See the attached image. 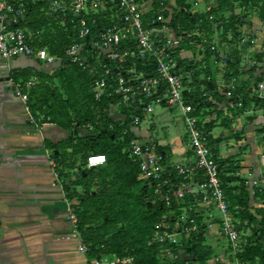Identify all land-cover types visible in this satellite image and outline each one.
I'll use <instances>...</instances> for the list:
<instances>
[{
    "label": "built area",
    "instance_id": "built-area-1",
    "mask_svg": "<svg viewBox=\"0 0 264 264\" xmlns=\"http://www.w3.org/2000/svg\"><path fill=\"white\" fill-rule=\"evenodd\" d=\"M197 3V0H192ZM204 13L213 24V40L210 50L217 52V37L223 33L221 12H215L217 0H205ZM173 4L168 0H48L45 14H63L69 11L78 17L75 25L76 40L65 49V57L69 62L83 64L86 62L82 52H87L86 39L91 33L88 23L90 13L107 15L110 23L99 31L96 38L89 40V51L96 59L102 58L109 64L115 63L114 71L109 64H103V74L91 83V91L95 99L113 94L119 97L117 104L129 113L130 123L137 128L144 114L152 113L154 105L162 108H178L186 129V146L192 152L193 159L183 158L172 161L167 151L156 142L146 141L137 135L130 138L128 154L138 164L137 179L145 187L146 197L153 202L160 200L167 210L155 223L151 244L158 245V256L161 260L174 261L180 258L181 250L188 256L187 264H196L183 249L185 240L200 241L206 245L204 238L218 239L220 236L228 241L229 250L235 257V264H248L238 259L237 254L243 249L247 237L257 226L249 219L236 216L239 206L233 208L226 200L220 180V162L214 153L210 131L206 127L208 120L204 106L208 93H203L201 108L196 109L189 99H193L190 88L192 72L183 68L187 61H197L201 58L197 45L195 51H180L175 49L183 42V36L177 35L169 25L170 12ZM169 15H165L164 11ZM26 13L23 0L11 2L0 0V56L10 59L17 56L35 57L43 62H53L61 57L54 56L46 48H36L32 45L31 35L25 28L17 24ZM225 16V13H222ZM225 18H227L225 16ZM96 23L95 17L91 24ZM247 33L246 40L250 38ZM242 37L241 40H244ZM214 53V54H215ZM200 57V58H198ZM183 62V63H182ZM151 64L153 72L145 73L137 69V64ZM260 69L254 82V94L264 99V59L258 64ZM204 79L203 76L200 77ZM208 79L206 78V82ZM39 77L33 76L24 83L14 85L18 96L29 114L33 124L38 122L31 114L28 105V93L25 89L39 83ZM226 98H234L237 89V79L232 77L228 83L216 86ZM205 88V87H204ZM234 104L241 107V99L236 95ZM137 110V111H135ZM106 162L103 153H90L86 156L85 167H98ZM264 163V154L260 157V165ZM52 165V160L50 161ZM264 165V164H263ZM58 173L54 177L58 182ZM248 185L264 188V169H260L259 178L246 180ZM259 186V187H260ZM216 208L218 213L213 212ZM66 220L71 224V234L65 239L76 237L77 251L86 256L88 246L78 233V218L73 206L69 203ZM209 246V245H208ZM230 261L231 258L227 257ZM132 256L103 255L100 258L88 259V264H128ZM181 259V258H180ZM228 260H206V264H228ZM220 261V262H219Z\"/></svg>",
    "mask_w": 264,
    "mask_h": 264
},
{
    "label": "trees",
    "instance_id": "trees-1",
    "mask_svg": "<svg viewBox=\"0 0 264 264\" xmlns=\"http://www.w3.org/2000/svg\"><path fill=\"white\" fill-rule=\"evenodd\" d=\"M47 1L23 0L26 6L25 16L13 26L25 28L27 35L32 37L34 47H44L50 54L61 57L60 67L52 74L42 70L35 72V75L40 79H47V82H39L28 89V105L32 116L38 122H53L67 129L83 125L84 128H90L85 135H79L75 131L70 138L56 143L47 142L51 148L50 155L59 165L62 164L65 154H68V148L71 149L70 153L81 155L74 172L62 173L61 170L59 175L66 198L69 201L75 200L73 208L78 218L77 229L82 241L88 246L87 258L114 254L132 256L133 259L128 264H187L180 258L174 261L161 260L158 256V245L150 243L154 225L167 207L160 200L153 202L148 199L145 187L137 179L138 164L128 154L129 141L134 136L129 130V113L121 106L126 113V119L123 123L112 121L108 109L111 104H117L119 97L115 94L104 95L97 100L91 91L93 80L103 74V64L109 63L102 58L97 60L95 54L89 51V40L96 38L102 27L110 23L108 16L101 15L100 12L90 13L88 23L91 25V33L86 39L88 50L82 52L86 62L73 63L65 57V49L77 38L75 25L78 17L69 11L64 16L59 13L46 15ZM192 2L174 0L169 25L175 34L183 36V42L174 50L175 54L180 51H195L197 45L202 47L199 49V60L182 62L183 68L192 72L190 87L193 99L189 100L199 109L203 105L201 102L205 92L213 95L216 105L228 98L216 86L212 88L206 84L205 88H200L204 84L199 80L201 76L204 80L209 78V84L214 82V69L208 64L215 53L210 50L214 28L204 13L192 11ZM154 3L158 5V0H154ZM263 3L264 0H217L215 12H221L223 32L240 21L231 12L234 5L259 6ZM228 11L231 14L225 18L222 13ZM164 13L169 15L166 10ZM92 17L96 19L94 24H91ZM215 59L223 58L216 54ZM224 61L229 66L224 75L225 80L237 78L240 69L235 50ZM109 65L113 72L115 63L111 62ZM137 69L147 74L153 72L151 64L138 63ZM31 75L30 72L22 70L15 73L14 78L24 83ZM249 92L251 91L238 86L233 100L239 95L243 110L251 103L264 104V99L255 94L249 96ZM211 123L206 126H211ZM123 135L125 139L121 140ZM214 141L218 139L211 142ZM159 150L166 151L165 147H159ZM213 150L216 154V149ZM90 153L105 154V164L86 168V156ZM219 162L222 188L233 212L234 207L239 206L236 216L243 220L249 219L257 225L253 227V233L247 237V242L237 257L248 264H264V204L257 208L251 205L253 200L264 197V188L253 185L248 190L243 182L234 184L238 178L232 172L239 165L230 162L229 158L220 159ZM194 237L192 236L191 242L184 241L183 249L191 259L206 264L212 248L202 245L200 241H193Z\"/></svg>",
    "mask_w": 264,
    "mask_h": 264
},
{
    "label": "crops",
    "instance_id": "crops-1",
    "mask_svg": "<svg viewBox=\"0 0 264 264\" xmlns=\"http://www.w3.org/2000/svg\"><path fill=\"white\" fill-rule=\"evenodd\" d=\"M168 1L170 4L174 3V0ZM197 1L191 3L192 10L202 12L205 0ZM201 3L203 9L199 7ZM234 12L237 13L238 10L234 9ZM260 23L258 17L253 19L252 32H249L252 42L246 40V36L243 35L241 37H245L244 40L237 41L232 47L225 43L223 49L216 52L223 58L216 63L221 64L219 71L215 74L214 82L209 84L207 78L208 80L201 84V89L206 87V84L212 87L231 80L224 78L229 69L224 58L235 50L238 59L239 55L242 56V60H239L240 74L236 78L237 87L251 91L248 93L249 96L254 94V82L260 70L258 64L264 59V26ZM227 37H230V33ZM253 62H256L257 67L252 64ZM58 67H60L58 59L43 62L28 56H17L7 60L0 56V264H88L87 256L77 251L78 242L65 239L71 231V225L66 220L70 201L65 196L62 181L54 180L49 164L51 148L47 142L56 143L70 138L77 128L79 135H85L90 128H84L83 125L67 129L53 122L33 124L22 100L14 92V85L21 83L15 80V73L26 70L32 74L29 78L31 79L37 76L36 71L42 70L52 74ZM39 80L47 82V79ZM28 89L25 90L28 92ZM207 93L209 97L203 111L208 118L206 123L212 122L211 126H206L212 141L218 139L212 142L216 155L221 159H227L234 153L227 151L228 146H231V151L247 147L258 155L260 151L258 146H264L260 133L261 131L264 135V104L251 103L243 110L234 104L232 98H228L216 105L213 95ZM108 113L115 122L124 121L127 117L120 105L110 106ZM129 128L135 130L136 135L143 140L148 136L147 130L134 128L130 121ZM233 133L235 137H231ZM184 140L185 145L182 143L183 139L179 141L151 139L162 147H168L166 151L173 162L183 158L193 159L192 152L186 146V139ZM67 151L71 149L68 148ZM261 155L254 160L251 154L244 156L241 162L248 165V168L243 169L247 173L245 181L259 178ZM251 161L256 168L248 176V170L252 167ZM242 171L238 173L236 169L232 174L242 175ZM252 186L248 184L247 189L250 190Z\"/></svg>",
    "mask_w": 264,
    "mask_h": 264
},
{
    "label": "rangeland",
    "instance_id": "rangeland-1",
    "mask_svg": "<svg viewBox=\"0 0 264 264\" xmlns=\"http://www.w3.org/2000/svg\"><path fill=\"white\" fill-rule=\"evenodd\" d=\"M199 7L203 9V4L201 3ZM234 9H237L238 12L235 13ZM231 12L235 16H238L240 21H238L236 25L235 24L232 25L231 28H228L225 33L223 32L224 34L222 33L221 35L218 36V38L216 39L217 40L216 42L217 51L222 50L223 45L225 43H227L228 46L232 47V45L236 44L237 41H241L242 39L241 36L246 35L249 32H252L253 19L255 17H258L261 20L260 24L264 26V3L262 5L259 4V6H254V5L239 6L238 4H236L234 5L233 10ZM230 14L231 13L228 11L226 12L225 16L229 17ZM229 33H230V37H227V34L229 35ZM245 43H247V41H245ZM215 57H216V53L213 54V57L209 59V62H208L211 69L212 70L214 69V72H213L214 76L219 71V68L221 66V64L216 65V63H219L220 60L215 59ZM239 60H242V56L240 55H239ZM252 64L255 65V67H257L256 62H253ZM120 122L123 123V121H120ZM138 128L147 130L148 136L146 137V139H144L146 141H151V139L160 140V141L163 139H165L166 141L175 139L176 141H179L183 139L182 143L183 145H185L184 139L187 140L186 129L182 121L181 112L177 107L166 109V108L159 107L158 105H154V110L152 113L144 114L143 111H141V120L139 122V125L137 126V129ZM149 128L151 130H149ZM129 130L133 133V135H136L135 130H133L132 128H129ZM260 133L262 135L261 137L263 138L262 140H264V135L262 134L263 132L260 131ZM235 136L236 135L233 133L231 137H235ZM124 139H125V136L123 135L121 137V140H124ZM239 149H243V150H239ZM239 149L235 148L234 151H231V146L227 147V151L229 150V153L234 152V153H231L232 155H230L228 158H229V161L232 162L233 164L239 165L237 169L238 173L242 171L243 169L248 168L247 163L241 162L244 160L245 155L251 154L252 156L251 158L252 160H254L259 156V154L260 155L264 154V146H258V149H260V151L258 152L259 153L258 155L256 154V152L252 153L251 150L248 149L247 147L239 148ZM165 150H168V147L165 146ZM80 158H81V155L79 153H70V151H68V154H65V156L63 157L62 164L59 165L56 159H54L50 155L49 164H50V161L52 160L53 164L52 165L50 164V166L52 168L53 176H54V173L59 174V171L61 170H62V173L68 172L70 174L71 172H74V170L76 169V164L80 161ZM252 162L253 161H251V165H252ZM263 164L261 165L262 169H264ZM254 168H256V166L252 165V167L248 170L249 171L248 176H250ZM241 173L242 175H237V178H238L236 180L237 182H234V183L238 184L239 182H243V184L247 186V184L245 183V178H244L245 176L247 177V173L245 172V170H243ZM54 180L56 181V179ZM58 180H62L60 175H58ZM255 201H256L255 202L256 204L252 202L251 204L252 207L257 208L260 205L262 206L264 204V197L263 198L259 197ZM69 203L71 204V206H73V204L75 203V200H73L72 202L70 201ZM213 212L215 214L218 213L215 207L213 208ZM71 230H72V227H71ZM69 234H71V231L67 235ZM71 240H76L78 242L76 237H73L72 239L70 238V241ZM204 241L206 245H209L212 248V253L209 258H211L212 260H215V259L228 260L227 257H230L231 260L230 261L228 260V264H235L236 260H235L234 255H232L229 250L227 251L225 250L228 247V241L226 240V238L222 236H220L218 239H209L205 237ZM75 251H76V248H75ZM84 258L85 257L83 256V259ZM196 264H201V262L197 261Z\"/></svg>",
    "mask_w": 264,
    "mask_h": 264
},
{
    "label": "water",
    "instance_id": "water-1",
    "mask_svg": "<svg viewBox=\"0 0 264 264\" xmlns=\"http://www.w3.org/2000/svg\"><path fill=\"white\" fill-rule=\"evenodd\" d=\"M200 80V82H203V81H205L204 79H199ZM213 87V86H212ZM130 117L128 118V120L130 121ZM76 131H79V128H77L76 129ZM180 258H181V260H183V261H187L189 258H188V256H186L185 255V253H184V251L183 250H181V252H180Z\"/></svg>",
    "mask_w": 264,
    "mask_h": 264
}]
</instances>
